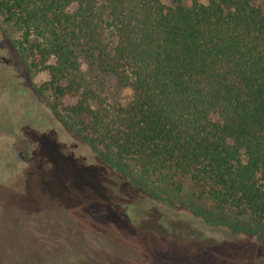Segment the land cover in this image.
<instances>
[{"label": "trees", "instance_id": "trees-1", "mask_svg": "<svg viewBox=\"0 0 264 264\" xmlns=\"http://www.w3.org/2000/svg\"><path fill=\"white\" fill-rule=\"evenodd\" d=\"M0 24L45 75L51 110L127 186L207 224L264 229L253 0H0Z\"/></svg>", "mask_w": 264, "mask_h": 264}, {"label": "rangeland", "instance_id": "rangeland-1", "mask_svg": "<svg viewBox=\"0 0 264 264\" xmlns=\"http://www.w3.org/2000/svg\"><path fill=\"white\" fill-rule=\"evenodd\" d=\"M15 37L0 24V264H264V229L207 224L111 172L39 94Z\"/></svg>", "mask_w": 264, "mask_h": 264}, {"label": "flooded vegetation", "instance_id": "flooded-vegetation-1", "mask_svg": "<svg viewBox=\"0 0 264 264\" xmlns=\"http://www.w3.org/2000/svg\"><path fill=\"white\" fill-rule=\"evenodd\" d=\"M34 221V220H33ZM51 221L52 220H49V221H47L49 224H48V226H51V225H53L52 223H51ZM47 225V224H46Z\"/></svg>", "mask_w": 264, "mask_h": 264}, {"label": "crops", "instance_id": "crops-1", "mask_svg": "<svg viewBox=\"0 0 264 264\" xmlns=\"http://www.w3.org/2000/svg\"><path fill=\"white\" fill-rule=\"evenodd\" d=\"M129 226H130V225H129ZM133 226H134V225H133ZM143 238H145V239H146L147 237H145V236H144ZM138 246L140 247V245H138ZM145 252H147V251H145Z\"/></svg>", "mask_w": 264, "mask_h": 264}]
</instances>
